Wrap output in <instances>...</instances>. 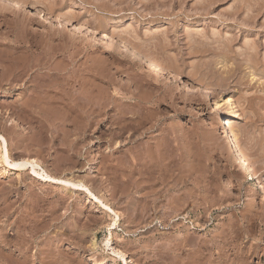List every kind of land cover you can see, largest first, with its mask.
<instances>
[{
  "label": "rangeland",
  "instance_id": "374dc122",
  "mask_svg": "<svg viewBox=\"0 0 264 264\" xmlns=\"http://www.w3.org/2000/svg\"><path fill=\"white\" fill-rule=\"evenodd\" d=\"M19 1L0 4L4 264H264V0ZM34 9L117 34L171 76ZM228 99L254 172L220 139L215 103ZM42 166L101 203L44 182Z\"/></svg>",
  "mask_w": 264,
  "mask_h": 264
},
{
  "label": "bare ground",
  "instance_id": "6f19581e",
  "mask_svg": "<svg viewBox=\"0 0 264 264\" xmlns=\"http://www.w3.org/2000/svg\"><path fill=\"white\" fill-rule=\"evenodd\" d=\"M206 1V0H205ZM204 2V1H202ZM14 4V5H17V6H22V2H20L19 0H0V4ZM244 3V2H243ZM245 3H247V1L245 0ZM244 3V4H245ZM260 3V1H259ZM243 4V5H244ZM13 5V6H14ZM24 5V4H23ZM246 5V4H245ZM250 1H249V7H250ZM248 6H245V7H248ZM262 6V5H261ZM1 7V6H0ZM12 7V6H11ZM23 7V6H22ZM5 8V7H4ZM7 9V8H6ZM250 10L252 8H249ZM248 8H246V10H249ZM256 9V8H254ZM245 9H244V17L245 15L247 14V17L253 15L254 14H249L248 13L250 12H247ZM235 11V10H234ZM254 12H257L254 11ZM253 10L251 13H254ZM257 14V13H256ZM36 16V19L38 20H41V21H48L49 23H53V25H55V27L57 29H60V30H63L65 31L69 37H79V38H82V40L84 39H87L88 41H93L94 43H97V44H101V45H104V44H107L108 46H112L114 49L117 50V52L119 54H121L123 57L125 58H128L129 60L131 61H134V62H139L140 64H143L145 69L147 70H152L153 72L159 74V76L161 77H164L165 80L166 78L170 77L171 75L169 74L170 73V70L168 71V69L163 65L161 64L160 62L154 60L152 57H150L149 55L141 52V51H138V50H133V48H131L127 41L122 38V37H119V35H115V34H109V35H105V34H96V33H88V32H85V31H82L80 29H78L77 27H74L72 25L69 24L68 21L64 20L65 18H63L62 16L60 15H55V16H52L50 14H44V13H41L37 10L34 9V14ZM236 15V14H235ZM248 17V18H249ZM246 18V17H245ZM244 18V19H245ZM246 18V19H248ZM252 19V17L250 18ZM253 20V19H252ZM42 23V22H41ZM87 31V30H86ZM95 32V31H94ZM251 46V45H249ZM248 47V46H247ZM253 48V46H251ZM251 47H249L250 49H248L247 51L251 52ZM4 48H8V46H4ZM11 48V47H10ZM254 49V48H253ZM252 49V50H253ZM6 50H9V49H6ZM5 51V50H4ZM10 52V51H8ZM249 52V54H250ZM5 53V52H4ZM11 53V52H10ZM248 54V53H247ZM248 54V55H249ZM247 55V56H248ZM8 56V55H7ZM243 56V55H242ZM250 56V55H249ZM8 58V57H7ZM10 59V58H8ZM71 72V71H70ZM177 77H179V75H177ZM79 82V81H78ZM57 84V83H56ZM44 85V84H43ZM90 90V89H89ZM60 95V94H59ZM72 95V94H71ZM79 96V95H78ZM67 100V99H66ZM54 101V100H53ZM63 101V100H62ZM86 101V100H85ZM84 101V102H85ZM29 102V101H28ZM36 102V101H35ZM50 102V101H49ZM56 102V101H55ZM65 102V101H64ZM69 102V103H68ZM68 102H66L67 104H63V108H64V105H65V108H66V111H67V115H68V118H70L69 116H72V113H73V110H74V106L76 105V103H74V101L71 99L69 100ZM232 101L230 99H228L227 101H218L215 103V109H221V113L215 115L216 119H214V122L217 123V130L219 131V134H220V139L222 141H225V142H228V143H232L231 145V148H233L231 150L230 148V153L231 154H236L237 157L235 158H238L237 160V163H239V165L241 167L239 168H242L244 169V171L247 169L248 171H253L250 167V162L248 160V158L243 154V150H242V146H241V143L240 141L238 140V138L234 135L233 131L228 129L227 125L224 123V120L227 119V113H234L233 111V106H232ZM30 103V102H29ZM78 103V102H77ZM86 103V102H85ZM27 104V103H26ZM80 106V105H79ZM64 108V109H65ZM84 108V106H83ZM62 111V110H61ZM75 111V110H74ZM81 111V110H80ZM83 111V110H82ZM62 113V112H61ZM82 114V113H81ZM237 116L234 114L232 115V118H236ZM74 118V117H73ZM89 118V117H88ZM72 119V118H71ZM63 120V119H62ZM67 120V119H65ZM64 120V121H65ZM70 120V119H69ZM72 122V121H70ZM76 122V121H75ZM74 122V123H75ZM83 126V124H80ZM76 126V125H75ZM136 126V125H135ZM138 127H140L139 125H137ZM78 127V126H77ZM129 127H132V126H129ZM82 128V127H81ZM122 128V127H121ZM135 129V127L133 126V128H131L132 132L133 130ZM137 129V127H136ZM84 130V129H83ZM125 130V129H124ZM126 130H129V128ZM150 130V129H149ZM80 131V130H79ZM82 131V130H81ZM135 131V130H134ZM129 132V131H128ZM126 132V133H128ZM131 132V131H130ZM80 133V132H79ZM130 136V135H129ZM138 136V135H137ZM46 137V136H45ZM131 139V138H130ZM7 157L4 156L3 154H1V147H0V160L1 161H4ZM11 161V160H10ZM168 161V160H167ZM12 162V161H11ZM122 163V162H121ZM124 163V162H123ZM126 163V162H125ZM29 164L28 162H26L25 164H20L19 162L18 163H14L11 164L13 166H16V167H19L21 166V168H26V165ZM123 166V165H122ZM126 166V165H125ZM120 169V168H119ZM125 169V168H124ZM254 169V168H253ZM257 169V168H256ZM246 170V171H247ZM154 171V170H153ZM254 172V171H253ZM255 175L259 176L260 175V172L259 171H255ZM118 173V172H117ZM125 173V172H123ZM37 174V177H39V172L36 173ZM130 174V173H129ZM126 176V175H125ZM42 179H44V182H48V183H52V184H61L63 183L64 187L61 186V189L64 190V191H67V192H74L76 194H79V195H83L85 196V198H87L88 200L90 198H94L95 199V203L94 204H97L99 205L101 202L100 200L102 198H98V196H96V194H94L92 192V190L90 189V187H87L86 185H80L81 183L77 182H72L69 180H66V179H62V177L60 178H57L55 176H52L51 174H49L48 172H46L44 169H43V166H42ZM126 181V180H125ZM71 185L73 187V190H70L68 187H65V185ZM161 187V186H160ZM94 191V190H93ZM162 193V192H161ZM184 199V198H183ZM160 205V204H159ZM105 206H107L105 204ZM25 207V206H24ZM108 207V206H107ZM8 209V208H7ZM58 209V208H57ZM1 210V209H0ZM9 211V210H8ZM24 214V213H23ZM167 216V215H166ZM24 219V218H23ZM26 220V219H25ZM16 221V220H15ZM9 222V221H8ZM2 223V222H1ZM110 225H114V226H118V223L116 224L115 221H111V224ZM37 230V229H36ZM20 231V230H19ZM29 232V231H28ZM17 235V234H16ZM31 235V234H30ZM27 236V235H26ZM31 237V236H30ZM8 238V237H7ZM4 243V244H3ZM0 244H3L2 246L0 245V264H4V262H6L8 260V257L7 259L5 258V255H8L9 253H13V252H10V244L7 243V242H0ZM189 247V246H188ZM7 248V249H6ZM28 249V248H27ZM26 249V250H27ZM24 254V253H23ZM62 254V253H61ZM182 254V253H181ZM11 254H9V257H10ZM23 256V255H22ZM12 257V256H11ZM24 258V257H23ZM30 258V257H29ZM168 258V257H167ZM166 258V259H167ZM40 260V259H39ZM59 258L57 259H54L50 262H48L47 264H59L58 261ZM88 261H93V260H90V258L88 259ZM39 263L41 264L42 263V260L39 261ZM165 263V262H164ZM7 264V263H6ZM9 264V263H8ZM95 264H103L102 262H96ZM129 264H130V261H129Z\"/></svg>",
  "mask_w": 264,
  "mask_h": 264
}]
</instances>
